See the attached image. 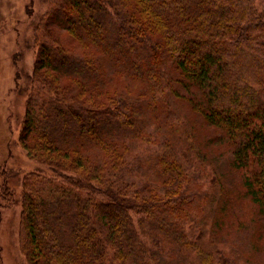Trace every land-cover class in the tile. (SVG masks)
Segmentation results:
<instances>
[{
  "label": "trees",
  "instance_id": "1",
  "mask_svg": "<svg viewBox=\"0 0 264 264\" xmlns=\"http://www.w3.org/2000/svg\"><path fill=\"white\" fill-rule=\"evenodd\" d=\"M42 1L20 89L36 167L19 194L0 165L26 263L236 264L242 200L186 121L217 130L263 238L264 0Z\"/></svg>",
  "mask_w": 264,
  "mask_h": 264
},
{
  "label": "rangeland",
  "instance_id": "2",
  "mask_svg": "<svg viewBox=\"0 0 264 264\" xmlns=\"http://www.w3.org/2000/svg\"><path fill=\"white\" fill-rule=\"evenodd\" d=\"M47 10L48 6L42 0H0V165L20 173L12 182L19 194L22 177L36 167L27 159L20 145L28 100V96L21 93L20 89L26 85L23 76L34 71L37 54L31 23ZM187 113L189 116L186 123L195 131L199 143L203 147L208 146L207 151L218 162L221 187L232 191L239 203L242 200L236 211L241 219L233 222V227L227 229L232 238L226 239L224 236L222 240L228 242L232 252L237 254L236 264H264L261 223L252 222L251 219L257 213V207L250 199L240 197L242 182L231 167V155L225 150L224 144L214 139L218 133L216 129L207 128L202 121L200 124L203 126L198 125L197 118L191 112ZM187 113L183 111V115ZM161 131L164 135L168 134L166 127ZM222 152L226 153L221 157ZM195 199L197 201L199 196L196 195ZM20 215V206H0V264H27L18 242ZM241 223L247 228H242ZM253 257L254 263H248Z\"/></svg>",
  "mask_w": 264,
  "mask_h": 264
}]
</instances>
